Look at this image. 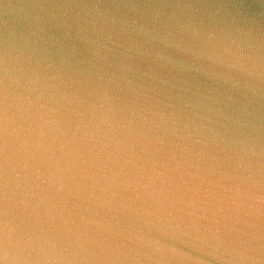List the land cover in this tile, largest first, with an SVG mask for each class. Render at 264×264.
<instances>
[{
	"label": "clouds",
	"instance_id": "9594fccd",
	"mask_svg": "<svg viewBox=\"0 0 264 264\" xmlns=\"http://www.w3.org/2000/svg\"><path fill=\"white\" fill-rule=\"evenodd\" d=\"M135 115L0 75V264H264V148L225 159Z\"/></svg>",
	"mask_w": 264,
	"mask_h": 264
},
{
	"label": "water",
	"instance_id": "95a60500",
	"mask_svg": "<svg viewBox=\"0 0 264 264\" xmlns=\"http://www.w3.org/2000/svg\"><path fill=\"white\" fill-rule=\"evenodd\" d=\"M21 68L153 138L264 148V0H0V75Z\"/></svg>",
	"mask_w": 264,
	"mask_h": 264
}]
</instances>
